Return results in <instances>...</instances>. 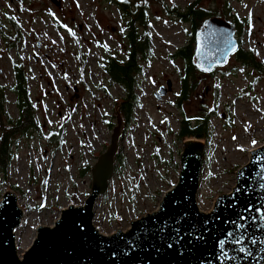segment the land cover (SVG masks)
Returning <instances> with one entry per match:
<instances>
[{
	"label": "rangeland",
	"instance_id": "374dc122",
	"mask_svg": "<svg viewBox=\"0 0 264 264\" xmlns=\"http://www.w3.org/2000/svg\"><path fill=\"white\" fill-rule=\"evenodd\" d=\"M192 1L132 0L147 5V25L139 33L148 31L150 50L141 61L132 121L124 123L122 161L117 156L108 192L95 207L94 224L103 234L127 230L155 211L177 182L184 142L192 139L176 138L186 117L211 113V136L202 140L207 150L198 196L205 212L233 189L236 171L249 162L252 149L264 144V0H204L215 16L233 23L229 3L247 19L237 37L253 56L245 63L237 51L212 72L195 66L180 109L186 62L176 55L190 43L195 47V34L174 8L183 10ZM124 25L119 7L109 0H0V85L12 86L15 60L25 65L42 126L17 139L8 176L0 173V199L13 190L25 211L17 230L21 256L38 226H52L63 209L82 205L91 192V172L81 169L92 168L106 150L113 128L105 120L117 123L116 108L125 97L124 87L110 84L102 71V45L126 58ZM15 39L18 43L10 46ZM162 87L167 91L158 98ZM6 110L18 115L11 93ZM61 124V144L51 142L47 133Z\"/></svg>",
	"mask_w": 264,
	"mask_h": 264
},
{
	"label": "water",
	"instance_id": "95a60500",
	"mask_svg": "<svg viewBox=\"0 0 264 264\" xmlns=\"http://www.w3.org/2000/svg\"><path fill=\"white\" fill-rule=\"evenodd\" d=\"M194 37V63L204 72L225 65L240 47L236 26L224 16L207 19ZM166 91L162 87L157 97ZM123 128L117 111L110 142L91 168L92 188L84 203L63 209L52 226H38L22 256L17 230L25 211L15 191L3 194L0 264H264V144L252 149L249 162L236 171L233 189L205 212L198 196L207 142L186 140L178 180L159 207L132 221L127 230L101 233L94 224L95 207L113 179ZM237 239L241 242L235 243Z\"/></svg>",
	"mask_w": 264,
	"mask_h": 264
},
{
	"label": "trees",
	"instance_id": "16d2710c",
	"mask_svg": "<svg viewBox=\"0 0 264 264\" xmlns=\"http://www.w3.org/2000/svg\"><path fill=\"white\" fill-rule=\"evenodd\" d=\"M109 1L119 7L125 21L123 30L127 40L126 58H120L119 53L112 52L107 46L102 45L103 53L100 65L102 71L108 77L110 84L121 85L125 89V97L119 99V112L125 124L128 125L132 120L133 103L136 101L134 90L138 75L143 70L141 61L143 58H147L148 51L150 50V37L148 31L145 29L142 34L139 33L140 26L147 25V5L144 3L134 4L132 0ZM203 2L204 0H194L183 10L176 7L174 8L175 12L182 18V21L191 23L193 34L204 25L207 19L216 15L215 12L208 6H205ZM228 9L232 14V21L237 31L245 30L244 28L248 26L247 19L240 17L229 3ZM169 11L170 13L172 12L171 10ZM16 42L18 43L17 39L12 41L10 46L15 45ZM194 50V45L190 43L185 48L179 50L176 55L181 56L186 62L184 68L185 74L182 77L181 97L176 104V107L180 109H182L183 101L187 99L190 87L188 84L189 77L196 69L193 62ZM237 55L245 63L253 56L251 52L242 48L241 42ZM79 58L82 59L83 63L85 62L83 53L79 55ZM13 69L14 82L12 86L3 87L0 85V173L6 177L8 176V171L14 158L17 139L21 136H28L33 131L39 132L42 130V126L37 119V107L33 99L29 84L30 78L25 70V65L15 60L13 62ZM7 93H11L15 97V105L18 112L16 117L10 116L6 110ZM210 120L211 113L197 118L191 116L186 117L181 123V130L177 133L176 138L178 141H184L189 138L209 141L212 129ZM114 124L113 121H110L108 127L113 128ZM64 131V124H61L58 130H51L47 133L46 137L49 138L51 142L61 144ZM117 161H122L121 152H119ZM162 161L166 162V160ZM117 164H115L116 167ZM90 168L91 166L84 167L81 169V173L86 174L91 172Z\"/></svg>",
	"mask_w": 264,
	"mask_h": 264
},
{
	"label": "snow or ice",
	"instance_id": "6c2138e0",
	"mask_svg": "<svg viewBox=\"0 0 264 264\" xmlns=\"http://www.w3.org/2000/svg\"><path fill=\"white\" fill-rule=\"evenodd\" d=\"M256 143V141H253V144H255ZM232 234L231 233H229V236H231ZM242 239V238H241ZM241 239H237L236 241H234L235 243H240L241 242ZM220 244H221V247H223V244H224V241H221L220 242ZM241 251H244V249H240Z\"/></svg>",
	"mask_w": 264,
	"mask_h": 264
},
{
	"label": "flooded vegetation",
	"instance_id": "af4514ba",
	"mask_svg": "<svg viewBox=\"0 0 264 264\" xmlns=\"http://www.w3.org/2000/svg\"><path fill=\"white\" fill-rule=\"evenodd\" d=\"M119 101H120V100H119ZM119 101H118V102H119ZM119 108H120V105L118 104V106H117V111H118V112L120 111ZM117 111H116V113H117ZM105 122H106V124H107V126H108V124H109L110 121H109V120H107V121L105 120ZM116 124H117V123H116ZM116 124H115V125H116ZM115 125L113 126V128L115 127Z\"/></svg>",
	"mask_w": 264,
	"mask_h": 264
},
{
	"label": "built area",
	"instance_id": "2783aa9c",
	"mask_svg": "<svg viewBox=\"0 0 264 264\" xmlns=\"http://www.w3.org/2000/svg\"><path fill=\"white\" fill-rule=\"evenodd\" d=\"M124 138H125V137H124ZM123 140H124V139H123ZM123 140H122V141H123Z\"/></svg>",
	"mask_w": 264,
	"mask_h": 264
}]
</instances>
